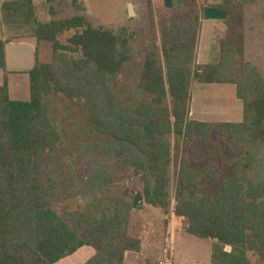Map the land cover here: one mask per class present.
<instances>
[{
	"label": "trees",
	"instance_id": "trees-1",
	"mask_svg": "<svg viewBox=\"0 0 264 264\" xmlns=\"http://www.w3.org/2000/svg\"><path fill=\"white\" fill-rule=\"evenodd\" d=\"M222 1L223 9L207 7L228 13L219 62H197L204 11L175 17L162 46L146 55L139 88L149 97L136 103L121 80L125 31L95 28L84 16L43 22L33 0L2 4L3 24L32 27L52 58L37 57L28 101L12 100L7 81L0 86V264H58L84 247L95 251L84 264H124L127 253L143 250L132 227L136 193L123 182L94 174L82 196L71 197L75 186L58 163L68 142L56 114L60 98L80 104L92 136L140 174L146 202L166 214L174 157V215L187 221L189 235L212 243L211 264H251V251L264 264V76L247 61L232 20L240 4L256 0ZM0 69L6 71L2 39ZM191 81L235 86L242 120L189 121Z\"/></svg>",
	"mask_w": 264,
	"mask_h": 264
},
{
	"label": "rangeland",
	"instance_id": "rangeland-1",
	"mask_svg": "<svg viewBox=\"0 0 264 264\" xmlns=\"http://www.w3.org/2000/svg\"><path fill=\"white\" fill-rule=\"evenodd\" d=\"M2 0H0L1 2ZM42 4L44 10L39 11V17L44 22L52 20H68L77 16H84L88 23L95 28H103L116 32L125 31L129 44L120 49L125 58L122 82L126 83L127 92H132L131 102L142 101L149 94L139 88L140 76L146 55L154 45L162 46L167 39L171 27L177 26L176 18L187 17L190 11L203 15L209 6L224 7L222 0H183L181 7L168 9L165 0H33ZM133 4L136 16H129V5ZM81 6L78 10L76 6ZM232 20L237 23L239 33L242 34V49L246 59L264 76V0L243 3L239 5ZM176 17V18H175ZM175 18V19H174ZM186 19V18H185ZM226 21H212L211 34L203 38L205 20L200 27V41L197 62L218 63L221 39L229 32ZM207 21V20H206ZM67 33L62 37L63 43L73 36ZM41 56L45 62L52 58V47L43 42ZM241 46V43L237 44ZM160 49V48H159ZM134 93V94H133ZM129 98V97H128ZM128 98L125 103H130ZM134 99H137L134 101ZM59 99L56 114L61 117L62 126L66 127V145L58 154L60 171L75 187L71 197H81L85 185L94 174H105L108 179L123 182L125 187L133 193L143 190L140 174L137 175L130 167L118 161L112 153V146L107 141L97 139L87 129L79 103L73 104ZM188 120L201 122H237L243 117V105L238 100L236 88L233 85L199 84L191 81V99ZM173 147L177 143L172 134ZM264 147V142H262ZM264 150V149H262ZM175 154V153H174ZM178 168L174 157L170 172L171 208L166 214L161 208L149 205L144 198L142 211H135L132 217L133 233L143 242L140 254L131 253L124 264H147L165 262L172 259L171 264H211V246L209 241L195 238L187 233V221L174 215L176 206ZM131 179V180H130ZM123 185V186H124ZM95 254L91 247H84L72 256L62 259L58 264H84ZM251 264H257L254 252H249Z\"/></svg>",
	"mask_w": 264,
	"mask_h": 264
},
{
	"label": "crops",
	"instance_id": "crops-1",
	"mask_svg": "<svg viewBox=\"0 0 264 264\" xmlns=\"http://www.w3.org/2000/svg\"><path fill=\"white\" fill-rule=\"evenodd\" d=\"M6 1L9 0H2L0 2V39L6 42V71L0 69V86L7 81L11 99L24 102L30 99L29 72L34 68L37 57L41 61H44L41 56L42 48L46 51V57L48 56V47L47 45L41 46L42 43L37 41L32 27L6 26L3 24L1 7ZM34 5L36 7L37 16L39 17V11L44 10V7L42 4H36L35 2ZM204 20L205 26L203 27V38L206 39L207 33L211 34V27L214 21ZM198 64L204 65L212 63L205 61L202 63L198 62ZM130 255L131 253L126 254V260H128Z\"/></svg>",
	"mask_w": 264,
	"mask_h": 264
},
{
	"label": "water",
	"instance_id": "water-1",
	"mask_svg": "<svg viewBox=\"0 0 264 264\" xmlns=\"http://www.w3.org/2000/svg\"><path fill=\"white\" fill-rule=\"evenodd\" d=\"M183 0H165V7L168 9L181 7ZM129 16L132 18L136 16L133 4L129 5ZM204 17L208 21H226L228 19V13L215 8H206L204 10ZM145 136H148V129L145 130ZM144 208V196L140 193L136 194L133 202L134 211H142ZM228 251L231 249L228 248Z\"/></svg>",
	"mask_w": 264,
	"mask_h": 264
},
{
	"label": "built area",
	"instance_id": "built-area-1",
	"mask_svg": "<svg viewBox=\"0 0 264 264\" xmlns=\"http://www.w3.org/2000/svg\"><path fill=\"white\" fill-rule=\"evenodd\" d=\"M171 262H172V259L168 260V261H165V262H161L160 264H171Z\"/></svg>",
	"mask_w": 264,
	"mask_h": 264
}]
</instances>
